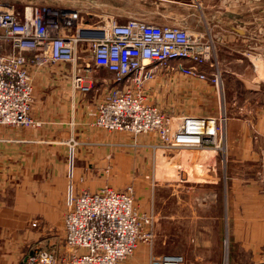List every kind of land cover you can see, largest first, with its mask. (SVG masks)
Masks as SVG:
<instances>
[{
	"label": "crops",
	"instance_id": "0c3cea01",
	"mask_svg": "<svg viewBox=\"0 0 264 264\" xmlns=\"http://www.w3.org/2000/svg\"><path fill=\"white\" fill-rule=\"evenodd\" d=\"M164 2L163 7L179 5L183 14L166 7L165 14L157 13L151 22H177L201 33L199 25L193 28L190 23L197 15L204 17L203 29L213 39L231 115L226 117L225 128L227 174L219 173V153L183 149L182 157L190 156L184 166L191 167L197 162L201 171L172 173L164 178L166 206H172L168 211H160L154 198L149 200V206L153 202L149 213L155 222L174 224L180 220L192 224L156 225L155 255H179L184 258V264H264V79L253 70L258 61L264 68V27L258 31L248 28L251 23L245 14L213 12V6L223 5L221 0ZM75 24L94 25L85 20L80 26L78 21ZM105 78H95L92 83L109 88L113 85L111 76ZM81 106L86 107V112H77L71 118V128L64 121L68 117L60 112L59 119L52 116L55 121H43L38 127H0V225L13 222L24 225L36 219L44 227H61L64 234L68 179L76 181L77 175H81L71 170L70 176L67 173L68 143L77 141V134L95 118V103L84 100L78 107ZM158 144L156 141L148 147L159 149ZM156 181L162 180L153 179ZM103 186L98 185L92 191L77 188V191L94 192ZM178 190L184 192L182 200L176 199ZM226 235L229 245L226 244L228 257L224 262L221 242ZM24 236L28 244L40 239L33 232ZM25 256L22 255L23 259Z\"/></svg>",
	"mask_w": 264,
	"mask_h": 264
},
{
	"label": "built area",
	"instance_id": "2783aa9c",
	"mask_svg": "<svg viewBox=\"0 0 264 264\" xmlns=\"http://www.w3.org/2000/svg\"><path fill=\"white\" fill-rule=\"evenodd\" d=\"M71 21L64 11L52 7L28 6L20 15L14 5L0 3V127H38L30 116L34 100L30 66L74 63L85 43L93 64L115 83L96 107L97 127L135 136L152 133L167 150H224V117L169 118L145 95L159 71L209 82L202 68L211 67L210 80L220 87L221 71L214 67L210 39L187 27L136 18L87 27ZM73 27H77L74 33ZM84 30L96 34L83 37ZM74 84L84 92L90 90L82 86V79ZM72 190L70 185L66 195V253L37 248L26 254L22 264H121L139 244L152 245L154 216L139 212L130 191L110 186L96 192ZM182 262L181 256L160 259V264Z\"/></svg>",
	"mask_w": 264,
	"mask_h": 264
},
{
	"label": "rangeland",
	"instance_id": "374dc122",
	"mask_svg": "<svg viewBox=\"0 0 264 264\" xmlns=\"http://www.w3.org/2000/svg\"><path fill=\"white\" fill-rule=\"evenodd\" d=\"M164 1L167 0H0V3L14 5L20 15L28 6L52 7L64 11L72 20L71 25L72 22L78 21V26H80L81 21L85 20L89 24H94V26H101L105 21H110L111 19H115L119 23H125L127 20L134 18L151 22L157 13L164 15L166 7L178 9V14H183L179 5L172 4L173 6L168 5L163 7L162 5L166 4ZM221 1L223 5L221 7L218 5L213 6V9L211 8L213 12L245 14V17L251 23L248 24V28L251 27L253 31H258L264 27V0ZM205 9L209 12L207 8ZM196 12L200 13L197 9ZM199 19L201 18L197 15L195 21L190 24H192L193 28L195 24L199 25L201 29L198 28V30H201V34L207 40L210 39V45L214 46L213 39L203 29L205 24L204 17H202V21ZM170 24L177 25L178 23L174 22ZM81 27H87V25ZM76 29L77 27H73L71 32H76ZM79 50L74 63H60L39 68L32 65L29 69L34 98L30 116L39 124L42 125L43 121H55L59 119L61 117L60 112L63 116L68 117L64 121H66V126L71 128V118H74L77 112H86V107L78 106L84 100L95 103L94 120L86 125L81 133L77 134V141L70 140L68 143L69 149L66 152L67 173L69 174V170L73 169L72 172L74 171L75 175L76 172L78 174L81 173V175H77L76 181L71 182L67 176L69 179L67 178L66 193L72 183L74 184L72 190L74 193L79 192L77 191L78 189L92 191L98 185L104 184V186H110L116 191H130L135 198V207H137L141 214H150L149 209L153 208V202L149 206L151 198H154L155 202L157 201V203H154L156 207L158 205L160 211H168L172 206L170 204L166 206L168 201H165L167 192H165L164 188V178H167L172 173L185 174L191 172V170L196 173L200 172L201 167L199 163L195 162L191 167L184 166L190 156L185 159L180 154V149L167 150L163 148L159 138L155 134L135 136L124 131H108L97 127L94 124L96 107L102 95L114 87L115 83H113L112 76L110 75L112 86L110 85L109 88L107 86L100 88L97 85L95 86L92 80L95 78L104 79L108 76V73L93 64L87 44L83 43ZM213 63L214 67L220 71L217 64H215L216 60ZM261 65L260 61L255 62L253 70L258 73L257 76L264 79V68H261ZM202 69L207 72L209 82L186 77L176 71L172 73L159 71L154 81L149 83L145 88L147 102L169 118L179 119L181 117L192 116L219 119L220 117H224L223 127L225 125L226 128V117L230 116L231 112L223 86L222 75L221 86L217 88L210 80L211 67H203ZM75 79H82V86H86L90 90L84 92L78 89L74 84ZM52 116L56 117V119ZM225 128L224 150H221L222 152L219 153V173L221 175L228 172L225 161L227 150ZM156 141L161 146L159 149L148 147L149 144H154ZM209 150L211 149L193 150V153ZM153 179H161L162 181H156L155 183ZM183 193V191L178 190V197L176 199L182 200ZM171 201L174 203L175 200ZM65 207L67 208L66 204ZM180 209L178 207L179 212L181 211ZM225 221V225H227V220ZM156 225L192 224L186 221L181 222L180 220L174 224L155 222L154 220V239L152 245L139 244L132 255L127 257L121 264H160L161 257L166 255H155ZM31 232L38 233L40 239L28 244L27 238L24 235ZM41 233L42 235H40ZM226 244L227 246L229 245L227 235L221 242V258L223 261L225 260L224 262H227L228 257V254L226 255L225 252V249L227 250ZM41 247L55 250L59 254L66 253L63 229L54 225L44 227V223H38L36 219H30L24 225H14V222L12 225H0V264H21L23 262L22 255H26L30 252V249L34 250ZM152 247L153 249L151 250ZM182 259L183 262L181 264H184V258L182 257Z\"/></svg>",
	"mask_w": 264,
	"mask_h": 264
},
{
	"label": "water",
	"instance_id": "95a60500",
	"mask_svg": "<svg viewBox=\"0 0 264 264\" xmlns=\"http://www.w3.org/2000/svg\"><path fill=\"white\" fill-rule=\"evenodd\" d=\"M96 33L95 32H88V31H83L82 33H81V36H83V37H93V35H95Z\"/></svg>",
	"mask_w": 264,
	"mask_h": 264
}]
</instances>
